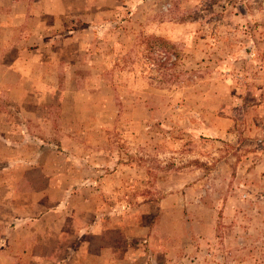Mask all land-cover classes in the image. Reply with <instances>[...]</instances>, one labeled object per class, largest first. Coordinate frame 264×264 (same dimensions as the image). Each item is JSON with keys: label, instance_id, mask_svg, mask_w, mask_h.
Returning <instances> with one entry per match:
<instances>
[{"label": "rangeland", "instance_id": "obj_1", "mask_svg": "<svg viewBox=\"0 0 264 264\" xmlns=\"http://www.w3.org/2000/svg\"><path fill=\"white\" fill-rule=\"evenodd\" d=\"M93 4L79 43L56 44L66 55L37 67L36 82L63 91L35 92L50 104L36 114L57 136L82 137L63 144L78 157L80 143L109 152V166L91 176L88 205L101 219L85 241L115 251L92 250L97 259L77 249L0 248V264L83 256L85 264H264V0ZM44 194L34 213L63 196L60 188ZM68 213L64 227L78 228ZM74 214L90 226L88 215ZM7 231L5 243H14ZM61 238L73 248L83 241L72 232Z\"/></svg>", "mask_w": 264, "mask_h": 264}, {"label": "crops", "instance_id": "obj_2", "mask_svg": "<svg viewBox=\"0 0 264 264\" xmlns=\"http://www.w3.org/2000/svg\"><path fill=\"white\" fill-rule=\"evenodd\" d=\"M79 2L80 5L78 0H0V207L4 211L5 207L8 209L0 216L3 222L0 225V248L29 255L31 250L39 248L49 251L51 256L54 251L77 249L97 259L102 258L101 253L94 254L92 250L115 251L109 244L99 245L98 250H94L85 241L87 233H96L101 219L98 208L88 205L92 201V184L96 183L91 176L102 171L103 165H108L103 161H107L109 152L95 144L93 153H90L91 148L80 143L83 151L78 157L63 144L82 137L70 130H63L66 133L57 136L51 127L47 130L50 120L36 114L38 107L46 112L50 104L38 100L35 92L63 91L58 86L53 88L47 83L36 82L38 69L44 67V60L59 61L66 55L62 50L54 49L56 44H78L83 30L92 28V20L98 12L93 7V0ZM87 15L90 16L89 23L85 24L82 20ZM70 92L78 93V90ZM59 105L63 106L61 102ZM38 124L44 127L38 129ZM54 138L62 141L56 145L44 141L50 139L52 142ZM55 188H60L62 198L52 202L47 210L34 213L31 203L35 205L38 195ZM71 197L88 207L90 212L78 210L79 206H70L68 200ZM66 211L70 213L68 217L79 223L78 228L64 227L66 218L63 212ZM75 212L81 218L88 215L90 226L81 227V220L74 217ZM5 231L7 236L14 234V243H5ZM71 232L83 236L77 248L62 242L61 237ZM18 236L23 239L17 240ZM38 236L44 241L37 242ZM124 252L127 254V250ZM49 261L50 264L56 262L53 258ZM76 264H85L84 256Z\"/></svg>", "mask_w": 264, "mask_h": 264}, {"label": "trees", "instance_id": "obj_3", "mask_svg": "<svg viewBox=\"0 0 264 264\" xmlns=\"http://www.w3.org/2000/svg\"><path fill=\"white\" fill-rule=\"evenodd\" d=\"M157 39H158V38H156V40H157ZM158 40H159L161 43L163 42L162 39H158Z\"/></svg>", "mask_w": 264, "mask_h": 264}]
</instances>
